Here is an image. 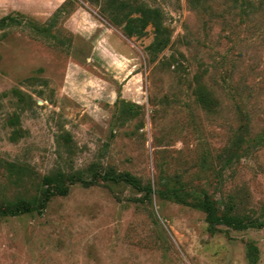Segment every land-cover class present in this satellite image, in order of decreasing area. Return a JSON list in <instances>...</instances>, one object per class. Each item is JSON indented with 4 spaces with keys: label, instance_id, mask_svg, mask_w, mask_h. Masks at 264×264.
Returning a JSON list of instances; mask_svg holds the SVG:
<instances>
[{
    "label": "rangeland",
    "instance_id": "rangeland-1",
    "mask_svg": "<svg viewBox=\"0 0 264 264\" xmlns=\"http://www.w3.org/2000/svg\"><path fill=\"white\" fill-rule=\"evenodd\" d=\"M140 9L162 51L153 25L125 33ZM58 173L99 179L0 212V264H249L250 246L264 264V228L212 233L162 196L264 224V0H0V210Z\"/></svg>",
    "mask_w": 264,
    "mask_h": 264
},
{
    "label": "trees",
    "instance_id": "trees-1",
    "mask_svg": "<svg viewBox=\"0 0 264 264\" xmlns=\"http://www.w3.org/2000/svg\"><path fill=\"white\" fill-rule=\"evenodd\" d=\"M136 13L138 17L125 16L126 25L125 33L129 37H143L146 34V29L149 25L156 27L157 38L153 49L162 51L169 44V39L162 36L160 14L157 10L140 9ZM2 24L16 23L15 18L6 17L1 21ZM162 36V37H161ZM12 168H15L12 165ZM15 172V171H14ZM17 173V172H16ZM99 176L96 175L93 180L87 181L80 175H73L66 177L61 173L44 178V186L46 187L42 192L41 200H25L19 199L13 205L1 208L0 212L4 217H15L18 215H30L34 213H42L50 200L55 196L66 197L70 193L72 186L81 184L84 187H90L98 183ZM101 181L125 182L135 189L146 191V194H151V188H143L140 182L130 175H113L108 174L100 177ZM164 198L170 199L176 203L191 206L203 211L207 216L209 229L215 233L219 227H227L236 231H246L254 228H264V224L253 222L247 218H240L234 215V208L230 206L222 210L218 205L220 203L214 202L207 195L199 200H189L185 192L179 189H170L162 193ZM249 264H258L259 255L258 249L255 246H250L248 250Z\"/></svg>",
    "mask_w": 264,
    "mask_h": 264
}]
</instances>
